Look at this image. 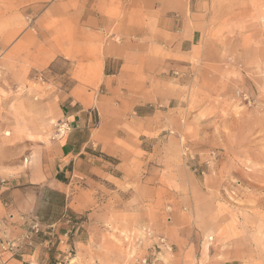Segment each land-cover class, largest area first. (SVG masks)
Returning a JSON list of instances; mask_svg holds the SVG:
<instances>
[{
    "label": "rangeland",
    "instance_id": "1",
    "mask_svg": "<svg viewBox=\"0 0 264 264\" xmlns=\"http://www.w3.org/2000/svg\"><path fill=\"white\" fill-rule=\"evenodd\" d=\"M131 1L0 0L1 194L47 169L80 86L94 99L99 159L72 186L90 206L72 230L92 262L264 264V0H193L199 39L181 53L149 16L132 47ZM113 46L144 56L111 58L107 72L147 70L143 91L128 73L116 95L147 100H97L98 54Z\"/></svg>",
    "mask_w": 264,
    "mask_h": 264
},
{
    "label": "crops",
    "instance_id": "2",
    "mask_svg": "<svg viewBox=\"0 0 264 264\" xmlns=\"http://www.w3.org/2000/svg\"><path fill=\"white\" fill-rule=\"evenodd\" d=\"M131 2L134 14L137 15V19L128 26L129 32L137 38L131 43L133 48L140 45L144 34L149 31L145 16L155 17L156 31L160 34L158 40L170 50L181 53L184 45L191 44L190 47L199 39L203 15L198 10L188 13L193 0ZM98 55V85L106 91L97 100H147L144 96L123 98L116 95L126 86L128 73L141 74V85L137 87L143 91L146 83L143 75L147 72L144 64L125 62L119 65L116 72L106 71L107 67H113L109 62L111 58L143 57V52L113 46ZM69 100L74 101L70 102L71 109L63 114L65 131L54 142L53 151L48 156L47 169L38 174L36 181L3 187L5 194L0 191V264H60L64 258L65 264H97L95 259L92 262L87 252L90 240L72 230L76 226L73 222L75 215L90 207L89 204L78 202L72 186L76 178L97 171L95 161L99 158L94 146L97 136L94 99L90 92L79 86L70 92ZM33 224L40 226L39 234L32 232ZM72 245L77 248V253L81 250V256L76 262L66 256Z\"/></svg>",
    "mask_w": 264,
    "mask_h": 264
},
{
    "label": "built area",
    "instance_id": "3",
    "mask_svg": "<svg viewBox=\"0 0 264 264\" xmlns=\"http://www.w3.org/2000/svg\"><path fill=\"white\" fill-rule=\"evenodd\" d=\"M10 217H12V216H10ZM31 230H32V232L34 234H39L41 232L40 226L37 225V224H33L32 227H31ZM11 247L12 246H10V249H11ZM64 259H66V258H64ZM64 259L60 260V264H65V260Z\"/></svg>",
    "mask_w": 264,
    "mask_h": 264
}]
</instances>
